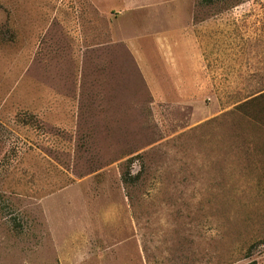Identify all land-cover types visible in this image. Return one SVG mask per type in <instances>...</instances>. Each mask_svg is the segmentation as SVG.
Listing matches in <instances>:
<instances>
[{"label":"rangeland","instance_id":"obj_1","mask_svg":"<svg viewBox=\"0 0 264 264\" xmlns=\"http://www.w3.org/2000/svg\"><path fill=\"white\" fill-rule=\"evenodd\" d=\"M253 260L264 0H0V264Z\"/></svg>","mask_w":264,"mask_h":264},{"label":"crops","instance_id":"obj_2","mask_svg":"<svg viewBox=\"0 0 264 264\" xmlns=\"http://www.w3.org/2000/svg\"><path fill=\"white\" fill-rule=\"evenodd\" d=\"M80 89V88H79ZM43 92V91H42ZM41 98H48V99H51V98H53L54 100H56V102H54L53 103V105H54V111H57V108H58V106H59V104H58V102H57V100H58V98H59V96L56 94V93H51V91H47V90H44V93L42 94L41 92H40V100H41ZM60 99H67V96H63L62 98H60ZM69 100V99H68ZM63 106H64V108H63V110L64 111H66V110H68L69 108H71V103H66V104H62ZM51 106V105H50ZM45 107H46V105H45ZM43 108V107H42ZM65 108H68V109H65ZM45 114L47 115H50V116H55V117H57V113H46L45 112ZM52 114V115H51ZM75 113L73 112V111H70V110H68V112H67V115L68 116H72V115H74ZM43 115V114H42ZM64 115H66V113H63V116ZM49 121H53L51 118H49L48 119ZM65 119H62L61 121H59V122H61V123H65L66 125L68 124V125H70V124H72V117L70 118V121H67V119L64 121ZM54 122V121H53ZM49 199V201L50 202H53L54 203V201L53 200H51L52 198H48ZM44 203H45V201H44ZM53 203H47V206H46V215L47 216H50L49 214H51L52 215V213L54 212L53 211V208H52V204ZM53 221V220H52ZM56 222V221H55ZM54 226V225H53Z\"/></svg>","mask_w":264,"mask_h":264},{"label":"trees","instance_id":"obj_3","mask_svg":"<svg viewBox=\"0 0 264 264\" xmlns=\"http://www.w3.org/2000/svg\"><path fill=\"white\" fill-rule=\"evenodd\" d=\"M247 264H256V262L253 260V261H250L249 263Z\"/></svg>","mask_w":264,"mask_h":264}]
</instances>
